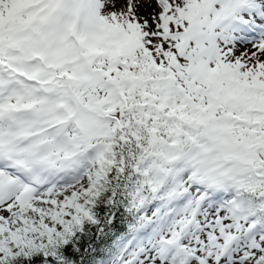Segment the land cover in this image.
Returning a JSON list of instances; mask_svg holds the SVG:
<instances>
[{
    "label": "snow or ice",
    "instance_id": "obj_1",
    "mask_svg": "<svg viewBox=\"0 0 264 264\" xmlns=\"http://www.w3.org/2000/svg\"><path fill=\"white\" fill-rule=\"evenodd\" d=\"M0 264H264V0H0Z\"/></svg>",
    "mask_w": 264,
    "mask_h": 264
}]
</instances>
